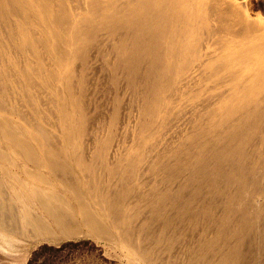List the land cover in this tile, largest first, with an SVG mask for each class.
<instances>
[{"label": "bare ground", "instance_id": "obj_1", "mask_svg": "<svg viewBox=\"0 0 264 264\" xmlns=\"http://www.w3.org/2000/svg\"><path fill=\"white\" fill-rule=\"evenodd\" d=\"M248 10L0 0V264H34L11 238L54 239L48 221L125 264H264V26ZM83 247L76 264H120Z\"/></svg>", "mask_w": 264, "mask_h": 264}, {"label": "rangeland", "instance_id": "obj_2", "mask_svg": "<svg viewBox=\"0 0 264 264\" xmlns=\"http://www.w3.org/2000/svg\"><path fill=\"white\" fill-rule=\"evenodd\" d=\"M235 1L241 4L242 8L245 7L246 9H249L248 11L252 16L257 14L256 16H258V18L254 17L256 19L255 22L258 23L257 25L264 26V0H245V4L242 2L243 0ZM229 16L230 15H228L227 13L221 12V14L217 17L222 23H226L227 21L230 22L231 27L227 26V29L225 30L226 34H232L236 37H241L244 36V34L249 33V30L245 27L235 26ZM45 64L49 66L48 61H45ZM92 117L93 112L90 111L87 115V119H91ZM60 187L63 189L62 186ZM29 205L32 210L35 209L31 204ZM47 224L51 228V231H54V235H57L55 237L56 239H53L54 236L52 233H48L47 235L41 236L42 240H36L32 237L33 233L31 231V233L28 232L29 230L23 227L22 228L24 230H21L23 232L20 233L21 236L19 235V237H17V234L13 238H11L13 247H18V250L21 247L20 254L23 253V256L25 255V262L29 259L33 260L34 264H76L80 261L81 258L83 259L85 256L89 255V252L86 251L83 245L88 242H93L98 247H101L103 252H105L107 257H109L111 260L119 262L120 264H125L122 255L115 253L109 244H105V242L100 240L102 238L88 236L85 232L76 234L73 237L68 238L66 234H63V232H61L60 230L58 231V229L54 227L51 221H48ZM27 239H30L31 241H28ZM23 245H26L27 248H25L26 246L23 247ZM21 250H23V252ZM24 252L27 253L24 254ZM33 255L35 257H33Z\"/></svg>", "mask_w": 264, "mask_h": 264}]
</instances>
